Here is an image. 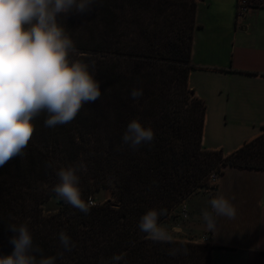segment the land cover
Returning a JSON list of instances; mask_svg holds the SVG:
<instances>
[{"label": "trees", "instance_id": "trees-1", "mask_svg": "<svg viewBox=\"0 0 264 264\" xmlns=\"http://www.w3.org/2000/svg\"><path fill=\"white\" fill-rule=\"evenodd\" d=\"M196 7V0H99L59 18L80 53L72 58L95 61L101 96L66 125L46 128L45 114L35 118L24 155L0 167V255L14 249L8 224L26 223L34 245L57 256L56 264H110L121 252L127 264H210L208 243L154 242L138 227L148 208L167 209L166 222L213 170L264 171V131L228 155L202 145L206 104L188 85ZM133 88L143 95L133 99ZM133 118L154 130L138 150L122 142ZM80 165L83 199L110 191L87 214L52 192L55 170ZM53 199L55 208L45 209ZM62 229L76 244L71 251L60 245ZM174 247L188 252L171 256Z\"/></svg>", "mask_w": 264, "mask_h": 264}, {"label": "clouds", "instance_id": "clouds-1", "mask_svg": "<svg viewBox=\"0 0 264 264\" xmlns=\"http://www.w3.org/2000/svg\"><path fill=\"white\" fill-rule=\"evenodd\" d=\"M99 0H0V167L13 157L24 155L31 139L32 121L45 114L44 126L55 128L71 123L83 104L101 96V81L96 79L95 61L86 63L72 57L80 55L59 18L70 12L92 10ZM133 99L143 95L133 88ZM154 130L139 118L131 119L122 135L123 144L133 150L150 144ZM52 167L51 164L47 165ZM83 165L55 170L58 182L52 187L56 197L87 214L90 204L82 198L79 171ZM211 211L203 212L209 232H215L218 218L234 219L236 209L229 198L218 194L209 201ZM167 209L148 208L139 218V230L154 242H170L172 236L160 223ZM12 219H15L14 217ZM14 245L0 264H56L57 256L44 255L34 245L26 223H9ZM173 231L179 233L177 226ZM60 245L71 251L75 242L65 230L58 233ZM187 248L174 247L169 255L187 254ZM63 257V252L57 254ZM121 252L113 254L110 264H127ZM109 264V262H106Z\"/></svg>", "mask_w": 264, "mask_h": 264}, {"label": "crops", "instance_id": "crops-1", "mask_svg": "<svg viewBox=\"0 0 264 264\" xmlns=\"http://www.w3.org/2000/svg\"><path fill=\"white\" fill-rule=\"evenodd\" d=\"M188 85L206 106L202 145L221 144L207 126L237 121L245 136L224 155L255 139L264 128V9L236 16L237 0H196ZM216 94L225 95L222 100ZM247 127H250L248 129ZM214 185L234 205V219L218 218L215 232L197 243L213 246L210 264H264V171L225 167Z\"/></svg>", "mask_w": 264, "mask_h": 264}, {"label": "rangeland", "instance_id": "rangeland-1", "mask_svg": "<svg viewBox=\"0 0 264 264\" xmlns=\"http://www.w3.org/2000/svg\"><path fill=\"white\" fill-rule=\"evenodd\" d=\"M224 97L225 95L222 94H216L215 96L219 100ZM243 128L238 125L237 121L226 119L218 120L214 125H208L207 131H210V133L215 132V138L221 144L220 149L222 153H225L245 136ZM247 128L250 129V127ZM203 183L204 185L200 189H197L195 193L187 197L173 210L171 217L166 222L161 223L173 240L197 243V241L207 237L209 234L206 222L203 219V212L212 210L209 201L214 197V184ZM109 192L108 190H101L95 193L91 200L94 202L105 201L110 198ZM53 201L55 200L53 199L48 204H45V209L55 208ZM177 226L180 228L179 233L173 231Z\"/></svg>", "mask_w": 264, "mask_h": 264}, {"label": "built area", "instance_id": "built-area-1", "mask_svg": "<svg viewBox=\"0 0 264 264\" xmlns=\"http://www.w3.org/2000/svg\"><path fill=\"white\" fill-rule=\"evenodd\" d=\"M254 9H264V0H237L236 16L243 17L248 11ZM218 176H219L218 172L216 170H213L208 175V179H207L208 183L215 185ZM88 202L90 205L95 204V202L91 199H89Z\"/></svg>", "mask_w": 264, "mask_h": 264}]
</instances>
